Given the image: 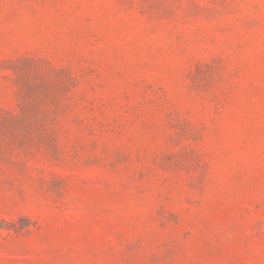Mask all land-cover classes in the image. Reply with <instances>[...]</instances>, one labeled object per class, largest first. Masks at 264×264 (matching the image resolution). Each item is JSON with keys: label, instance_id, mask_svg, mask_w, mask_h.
<instances>
[{"label": "rangeland", "instance_id": "374dc122", "mask_svg": "<svg viewBox=\"0 0 264 264\" xmlns=\"http://www.w3.org/2000/svg\"><path fill=\"white\" fill-rule=\"evenodd\" d=\"M0 264H264V0H0Z\"/></svg>", "mask_w": 264, "mask_h": 264}]
</instances>
